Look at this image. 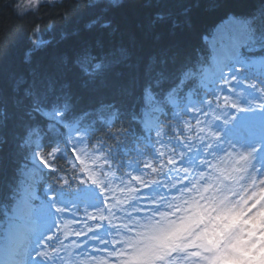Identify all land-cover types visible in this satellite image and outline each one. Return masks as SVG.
<instances>
[{
    "label": "trees",
    "instance_id": "trees-1",
    "mask_svg": "<svg viewBox=\"0 0 264 264\" xmlns=\"http://www.w3.org/2000/svg\"><path fill=\"white\" fill-rule=\"evenodd\" d=\"M25 1L0 0V224L26 185L23 170L36 173L30 164L36 141L41 146L68 140L66 160L50 154L56 149L41 147L55 174L44 172L37 188L47 208L55 204L49 197L66 195L68 201L61 206L63 209H74L77 202L92 206L91 198L79 200V189L98 188L105 193L107 186L102 188L100 179L104 185L116 182L136 191L135 178L129 170V164L141 161L134 157L136 151L157 167L154 156L145 153L157 147L151 142L158 136L161 141L175 136L185 129V121L192 128L186 136L200 139L204 150L196 127L211 114L205 109L199 113L185 109L199 106V97L203 104L210 98L218 105V112H223L222 101H213L212 94L221 83L202 87L200 75L212 56L204 38L230 15L249 21V40L240 49L241 56L246 60L264 57V0ZM84 48L93 57L99 54L113 62L94 82L86 81L74 70L65 71L72 85L75 112L57 136L46 127V119L25 114L27 93L42 90L47 77L56 74L63 63L73 60ZM121 49L127 57L120 58ZM153 60L167 61L172 75L155 89H146L142 87L145 66ZM250 67L241 72L249 77L260 72L258 67ZM191 93L197 96L189 97ZM172 101L178 102L177 106ZM147 109L159 112V125L150 134L144 125ZM74 127L81 131L69 135ZM30 128L34 131L28 134ZM80 139L84 143L77 144ZM59 147L64 144L61 142ZM169 163L173 167L174 162ZM119 169L122 174L117 173ZM35 175L38 179V173ZM113 195L112 201L108 196L110 206L118 202V196ZM49 200L52 202L48 205ZM42 203L38 200L35 204L38 215ZM78 208L70 214H78ZM70 214L67 220L60 217V222L76 223Z\"/></svg>",
    "mask_w": 264,
    "mask_h": 264
},
{
    "label": "rangeland",
    "instance_id": "rangeland-1",
    "mask_svg": "<svg viewBox=\"0 0 264 264\" xmlns=\"http://www.w3.org/2000/svg\"><path fill=\"white\" fill-rule=\"evenodd\" d=\"M49 1L58 0H26L25 4ZM229 18L225 20L224 26L218 29L217 40L205 39L212 51L213 60L212 65L204 69L200 76L201 84L210 87L215 78H219L220 71L223 75L228 74L229 82L218 85L213 96V101L225 103V106H220L224 111L220 114L218 105L215 106L210 98L207 100L209 102L190 106L186 111L199 113L205 109L211 114L208 119L204 118L206 116L202 117L204 119H201L196 127L203 147L206 148L205 151L202 149L204 158L200 168H196V164L190 166L185 163L175 167L173 172L171 168H167V173L173 175V183L167 186L166 192L156 195L158 185L167 181L160 174H152L151 169L160 167L162 170L175 150L181 152L188 147H179L184 140L177 141L178 146L171 145L177 140L174 136L167 138L169 141H161L158 136L155 142H151L161 149L153 148L155 157L158 156V161L161 162L158 167L145 159L141 152V161L134 165L129 164L130 173L135 178V186L136 183L141 186L139 198L133 205L128 202L130 185L123 188L116 182L104 185L103 180L99 178V185L102 188L107 186L105 193L111 201L114 199L113 193L118 196V202H113L110 206L112 229L116 233L115 242L118 247L115 243H106L99 247L94 245L93 248H88L91 242L79 244L74 238L78 235H88L89 232L78 224L81 219L79 214H75L76 223L67 221L66 225H61L59 222V231L69 239L63 249V264H264V126L258 118V114L264 111V96L259 95L260 90L239 83L238 77L243 80L244 75L233 77V73H229L230 63L235 67H247L238 59L239 48L245 45L247 40H243L240 23L235 20L238 18ZM238 32L241 35L236 40L241 43L239 48L235 49L232 41ZM218 49L221 52L225 50L222 56H219ZM220 59H223V62L219 67L216 62ZM246 65H254L262 70L264 62L255 59L246 62ZM236 70L237 74L240 73ZM223 88H228L233 94L221 91ZM172 104L177 106L178 102L172 101ZM208 105L213 107L208 108ZM229 109L231 115L225 122V110ZM144 115L150 127L157 125V117L150 110ZM218 122L224 123L219 130L214 127ZM182 127L185 129L180 133L187 134L192 129L186 121ZM35 150L31 162L38 171H43L45 168L38 162L43 156L39 152L38 144ZM149 173L153 176L147 175ZM26 176L30 183L24 187V194L33 196L42 203L36 193L33 176ZM79 181L84 182L80 178ZM145 188L149 190L144 191ZM90 198L94 202L95 197ZM49 199L55 202L59 216L66 220L68 214L78 207L84 206L88 209L86 203L78 202L74 209H63L61 206L68 201L66 195ZM28 202L29 199L25 196L18 199L12 209L14 217L1 225L0 264H31L34 259L45 264L39 253L46 252L42 247L43 241L51 237L50 235L46 238L48 223L53 226L54 224L50 222L48 209L42 203V211L38 215L39 225L33 228L30 222L35 220L29 213L32 206ZM33 212L34 208L31 213L34 214ZM90 216L88 213L87 217ZM12 232L21 237L15 251L12 246ZM10 255L15 257L14 260L9 261ZM52 264H55L54 260Z\"/></svg>",
    "mask_w": 264,
    "mask_h": 264
},
{
    "label": "snow or ice",
    "instance_id": "snow-or-ice-1",
    "mask_svg": "<svg viewBox=\"0 0 264 264\" xmlns=\"http://www.w3.org/2000/svg\"><path fill=\"white\" fill-rule=\"evenodd\" d=\"M158 19H162L159 17ZM108 25H105L107 27ZM40 45H37L39 47ZM125 50L121 49L119 56L120 58L127 57ZM74 61V62H73ZM87 66L85 67V63ZM112 59L106 56L97 54V56H91L90 50L84 48L80 53H78L73 60H69L67 63H63L61 68L58 69L56 74L49 75L46 80L45 87L37 92H32L29 90L27 93L29 98L28 108L26 110V115L31 118L33 115L37 117H42L48 121L46 127H48L53 133L59 136L60 130L64 128L66 122H71L74 116V105H73V93L71 82L65 78V71L74 70L80 74L86 81L94 82L96 79L100 78L108 66L112 63ZM239 62V61H238ZM180 72L183 70L180 69ZM233 77L237 75V70L235 67L232 68ZM172 75V71L169 68L167 61H156L153 60L145 66V74L142 87L144 88H156V85L164 80H167ZM179 77H177L178 79ZM225 77L223 72L220 71L219 79L223 80ZM234 87H241V85H233ZM163 87V85H161ZM221 91H224L226 94L232 95L228 88H223ZM213 95L216 94L215 89L213 90ZM208 108L213 107V105H208ZM235 105H233V108ZM187 111V109H185ZM226 115L224 121L227 122V117L231 115V110H225ZM239 120L240 117H237ZM224 123H216L214 127L219 130L222 128ZM34 129H28V134H31ZM80 128H72L69 132V135H73L76 132H80ZM64 144L63 148L59 147L60 143ZM84 143L83 139L77 141V144ZM76 145H72L74 148ZM38 147H48L50 149H56L50 154L52 156H58L59 159H67V152L69 148L68 140L64 139L62 141L56 140L51 144L41 145ZM36 150H33V156H35ZM40 166L48 170L49 175L55 174L54 170L43 156L38 160ZM94 195V191L89 188L79 189L78 198L87 200ZM52 201H48V205ZM13 251L18 247L21 237L18 233H11ZM31 264H41V261L34 259L31 261Z\"/></svg>",
    "mask_w": 264,
    "mask_h": 264
},
{
    "label": "bare ground",
    "instance_id": "bare-ground-1",
    "mask_svg": "<svg viewBox=\"0 0 264 264\" xmlns=\"http://www.w3.org/2000/svg\"><path fill=\"white\" fill-rule=\"evenodd\" d=\"M239 18H242L241 16H239ZM229 19H231V20H234L235 18L233 17V16H230V18ZM237 22H239L240 24V30H241V33L243 34L242 35V37H243V40H245L246 41V39H247V37H246V27H245V24H244V20H237V19H235ZM226 23V21L224 22H222L221 24H219V26H217L215 29H214V31H213V33H212V37L211 38H206L207 40H212V39H214V40H217L219 37H217L218 35H217V33H218V29H220V27H222V26H224V24ZM241 34H239V32L234 36V39H233V41H232V43L234 44V47H235V49L236 48H239V46H240V43L236 40L239 36H240ZM226 49H227V46H226ZM230 49V51H231V48H229ZM225 51V50H224ZM224 51L223 52H221V51H219V49H218V53H219V56H222V54L224 53Z\"/></svg>",
    "mask_w": 264,
    "mask_h": 264
}]
</instances>
